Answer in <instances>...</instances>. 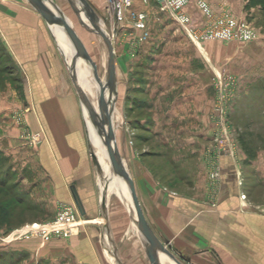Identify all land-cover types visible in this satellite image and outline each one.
<instances>
[{"label":"crops","instance_id":"crops-1","mask_svg":"<svg viewBox=\"0 0 264 264\" xmlns=\"http://www.w3.org/2000/svg\"><path fill=\"white\" fill-rule=\"evenodd\" d=\"M42 1L61 13L83 43L93 38L104 50L101 38L72 0ZM87 1L99 18L109 17L108 0ZM154 5V0L148 6L136 0L135 10L150 16ZM103 27L116 33V97L122 99L130 64H141L148 52L141 47L127 52L129 42L142 34L133 23L120 29ZM201 51L206 62L202 60L211 63L206 50ZM66 52L72 61L74 49L61 25L50 24L28 0H0V73L9 82L5 90L0 88V154L21 167L18 174L26 194L46 209L44 222L54 220L60 203L78 199L84 210L69 238L45 242L10 237L7 250L1 251L22 257L19 264H152L132 203L121 193L129 195L126 183L94 165V148L106 165L107 150L103 137L89 126ZM161 53L155 56L156 71L148 75L151 92L140 89L137 98L150 101L151 118L138 124L143 130L150 124L158 148L149 153L129 147L124 134L119 149L117 140L125 179L134 182L153 233L181 264H264V151L249 164L244 163L248 159L244 151H238L235 164L228 157H215L211 151L218 130L211 118L215 94L206 64L193 58L189 72L177 76L164 68ZM75 67L100 112L87 62L80 56ZM109 96L117 138L123 131L122 114L117 98ZM19 108L26 111L21 125L12 119ZM164 161L173 168L174 178H167L161 167ZM216 163L219 169L213 170Z\"/></svg>","mask_w":264,"mask_h":264},{"label":"rangeland","instance_id":"rangeland-1","mask_svg":"<svg viewBox=\"0 0 264 264\" xmlns=\"http://www.w3.org/2000/svg\"><path fill=\"white\" fill-rule=\"evenodd\" d=\"M199 1L191 0L188 7L192 19L190 29L195 32L201 31L216 19L232 15L239 22L246 23L255 33V37L247 42L222 40L197 42L192 40L187 32L181 29L170 16L162 13L154 5L151 15L147 16L150 33L148 40L140 43L138 39L140 36L134 37L129 42V49L127 50L130 54L133 50L141 47L144 52L147 51L148 53H144V61L141 64L138 63L137 66L135 62L130 64L127 75L128 83L126 85L125 82V90L121 94L123 100L120 97L116 99V106L122 114L121 121L123 123V131L120 132L118 129L120 133L117 134L119 149L124 141V134L129 139L127 141L129 147L135 145L141 151H148L149 153L158 148V145H154L156 139L152 129L149 128L150 124L148 123V127L145 126L144 130L139 128L138 124L140 120L151 118L150 101L137 99L140 89L148 94L151 92V82L147 79L148 75L156 71L155 56L162 51L161 57L164 68L168 67L170 73L178 76L180 73L189 72L190 67L193 66L191 65L193 58L200 59L202 62L205 61L206 56L201 51L202 47L208 53L211 62L209 63L207 60L208 63H205L206 61L204 63L212 78L215 94L211 118L216 122L218 128L211 151L215 157L232 159L234 164L238 151H244L248 157L244 163L249 164L247 161L250 159L253 161L255 157H258L259 152L264 151V11L259 7L247 8L249 0H203L212 11L213 15L209 17L200 8ZM108 3L109 5L112 4L109 0ZM99 20L103 26L117 25L118 29L132 24V21L123 25L116 23L110 15L106 19L100 17ZM153 40H157V43L152 47L150 43ZM84 43H88V47H85L86 44L84 45ZM84 43L82 42L89 56L88 60L85 61L90 71L95 76H102L104 73V50L96 39L85 38ZM165 47H167V51H165ZM220 77L222 79L233 77L236 78L237 82L236 87L230 91V96L225 100L223 126L220 124L221 119L216 113ZM8 83L7 75L0 73V88L4 89ZM124 94H127L126 98H124ZM143 99H146V96ZM142 104L143 108L141 109L139 106ZM25 112V109H17L12 114L13 121L21 125ZM89 126L92 127L90 122ZM136 141H139V145H136L138 144ZM217 162L220 163L219 160ZM218 164L213 165V170L219 169L220 164ZM161 167L167 172V178L170 176L174 178L173 168L168 161H164ZM18 169L21 167L17 162L0 154V252L7 254V256L12 255L13 264L21 263L22 257L1 251L8 248L9 236L11 237L18 230L34 223H46L43 218L46 209L32 201L30 196L26 194ZM20 196L26 199L27 204L24 206L16 201ZM241 199L246 200L247 196L243 195ZM30 206H33L35 210L31 209Z\"/></svg>","mask_w":264,"mask_h":264},{"label":"water","instance_id":"water-1","mask_svg":"<svg viewBox=\"0 0 264 264\" xmlns=\"http://www.w3.org/2000/svg\"><path fill=\"white\" fill-rule=\"evenodd\" d=\"M77 4L79 12L82 13L87 23L90 25L92 30L101 38L104 46V67L103 75L97 77L98 85V105L100 113L96 112L93 103L88 97L87 93L81 86L78 81V77L74 72L75 64L78 57H83L85 60H88L89 56L69 23L64 19L61 13L56 14L53 10H50L42 0H28V2L50 23H57L61 25L69 39L71 40L74 56L72 59V64L70 66V73L72 76L73 83L78 92L79 98L83 104V107L87 113V117L90 121L92 127L101 134L104 139V144L106 146L107 155L109 158L110 169L114 178H117L124 183H126L129 195L121 190L122 196L126 201H130L132 206L133 215L136 218L137 226L139 232L143 238V245L147 256L152 264H181L170 252V247H166L153 233L150 228L141 203L137 197L134 182L128 183L125 179L123 171L120 165V151L118 149L116 134L113 129V121L111 117V111L109 105L106 101L107 94H111L117 98V76H116V62H115V52L113 45L114 34L112 32L106 31L101 25L99 17L94 10V8L89 4L87 0H72ZM103 78L105 79L103 82ZM92 159L97 170L100 171V163L95 152L92 154ZM75 203L78 207L80 214H84L82 205L78 199L75 200ZM102 205L105 207V201L103 200ZM164 261V262H163Z\"/></svg>","mask_w":264,"mask_h":264},{"label":"built area","instance_id":"built-area-1","mask_svg":"<svg viewBox=\"0 0 264 264\" xmlns=\"http://www.w3.org/2000/svg\"><path fill=\"white\" fill-rule=\"evenodd\" d=\"M109 15L114 18L116 23L121 25L132 21L135 29L142 34L138 38L140 43L148 40L149 26L147 23V13L135 10L136 0H109ZM145 6L150 4V0H140ZM158 9L170 16L178 26L187 32V34L196 40H222V41H240L247 42L255 37L246 23L239 22L234 16H223L216 19L209 26L201 31L190 29L191 15L188 7L191 0H154ZM199 6L205 13L212 17V11L203 0L199 1ZM237 85L236 78H219L218 105L217 114L221 119V125L224 124L225 100L230 96V91ZM215 113V116L217 115ZM34 139V138H33ZM80 212L75 202L60 203L54 221L48 223H34L28 227L22 228L11 235L12 239H32L38 238L45 242L53 238H69L72 235V229L78 223ZM10 238V236H9Z\"/></svg>","mask_w":264,"mask_h":264},{"label":"bare ground","instance_id":"bare-ground-1","mask_svg":"<svg viewBox=\"0 0 264 264\" xmlns=\"http://www.w3.org/2000/svg\"><path fill=\"white\" fill-rule=\"evenodd\" d=\"M56 25H58V24L56 23ZM66 53H67V52H66ZM67 57H68V63H69V65L71 66L72 61H71V59H70L68 53H67ZM74 72H75V74L77 75V77H78V79H79V82H80L81 86L84 85V81L81 79V72H80L76 67L74 68ZM92 76L95 78V85H96V87H97V99H98L97 77H96L95 75H92ZM106 101H107V104L109 105L110 111L112 112L113 102H112V99L110 98L109 94H107V96H106ZM98 106H99V105H98ZM98 113H100V112H98ZM96 133H97V132H96ZM96 135H97V134H96ZM100 136L103 137L101 134H100ZM94 150H95V154L97 155V154H98V149H97V148H94ZM97 158H98V157H97ZM98 160H99V159H98ZM99 163H100V166H101V167L105 168L106 171H107L110 175H112V172H111V169H110L109 158H108V165H106L104 162H101L100 160H99ZM123 174H124V176H125V178H126V177H127V176H126L127 174H126L125 171H123ZM112 177L114 178L113 175H112ZM114 179L119 180V179H117V178H114ZM128 179H129V178H128ZM129 180H130V179H129ZM119 181H121V180H119Z\"/></svg>","mask_w":264,"mask_h":264},{"label":"trees","instance_id":"trees-1","mask_svg":"<svg viewBox=\"0 0 264 264\" xmlns=\"http://www.w3.org/2000/svg\"><path fill=\"white\" fill-rule=\"evenodd\" d=\"M257 7L261 8V10L264 11V0H249L247 8H257ZM3 186H1V187L3 188ZM16 201H17V203H19L20 205H23V206L25 204H27L25 197L23 198L22 196L18 197L16 199ZM30 208L35 210V208L33 206H30ZM12 257H13L12 255L7 256V254H1L0 253V264H13ZM14 264H17V263H14Z\"/></svg>","mask_w":264,"mask_h":264}]
</instances>
